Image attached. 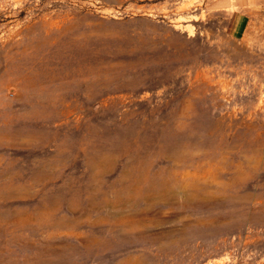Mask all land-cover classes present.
Listing matches in <instances>:
<instances>
[{
  "label": "rangeland",
  "instance_id": "374dc122",
  "mask_svg": "<svg viewBox=\"0 0 264 264\" xmlns=\"http://www.w3.org/2000/svg\"><path fill=\"white\" fill-rule=\"evenodd\" d=\"M234 7L0 0V264H264V0L235 39Z\"/></svg>",
  "mask_w": 264,
  "mask_h": 264
},
{
  "label": "crops",
  "instance_id": "0c3cea01",
  "mask_svg": "<svg viewBox=\"0 0 264 264\" xmlns=\"http://www.w3.org/2000/svg\"><path fill=\"white\" fill-rule=\"evenodd\" d=\"M232 10L226 24V30L232 38H242L249 27L252 9L257 0H234Z\"/></svg>",
  "mask_w": 264,
  "mask_h": 264
},
{
  "label": "bare ground",
  "instance_id": "6f19581e",
  "mask_svg": "<svg viewBox=\"0 0 264 264\" xmlns=\"http://www.w3.org/2000/svg\"><path fill=\"white\" fill-rule=\"evenodd\" d=\"M64 30H65V28H64L63 30H61V31L56 32L55 34H60V33H62ZM51 36H52V34L47 35V36H45V37H51ZM17 135H18V134H17ZM104 158H105V157H104Z\"/></svg>",
  "mask_w": 264,
  "mask_h": 264
}]
</instances>
